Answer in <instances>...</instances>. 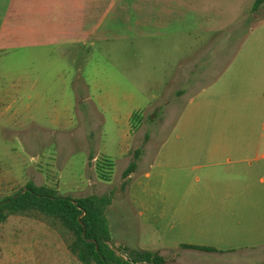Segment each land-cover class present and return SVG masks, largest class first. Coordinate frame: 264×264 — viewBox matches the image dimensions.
Wrapping results in <instances>:
<instances>
[{"label":"crops","instance_id":"1","mask_svg":"<svg viewBox=\"0 0 264 264\" xmlns=\"http://www.w3.org/2000/svg\"><path fill=\"white\" fill-rule=\"evenodd\" d=\"M119 1L0 0V57L102 42ZM253 2L149 0V66L160 60L162 85L174 96L165 103L181 107L106 212L128 202L133 231L157 242L116 246L173 264L264 262V8L250 14ZM181 87L196 88L183 103Z\"/></svg>","mask_w":264,"mask_h":264},{"label":"rangeland","instance_id":"2","mask_svg":"<svg viewBox=\"0 0 264 264\" xmlns=\"http://www.w3.org/2000/svg\"><path fill=\"white\" fill-rule=\"evenodd\" d=\"M105 26L107 38L84 48L0 57V198L32 182L62 197L115 200L136 150L141 161L151 159L171 133L181 104L165 103L174 96L162 85L160 60L149 66V0H120ZM181 89L183 103L196 88ZM106 160L113 164L109 182L97 172ZM124 204L114 202L106 214L115 249L114 242H157L149 231H133L134 213ZM0 264L79 263L45 225L11 217L0 226Z\"/></svg>","mask_w":264,"mask_h":264},{"label":"trees","instance_id":"3","mask_svg":"<svg viewBox=\"0 0 264 264\" xmlns=\"http://www.w3.org/2000/svg\"><path fill=\"white\" fill-rule=\"evenodd\" d=\"M262 8L264 0H254L249 13L254 14ZM133 118L136 119L135 116ZM141 154L140 149L136 150L133 161L123 172L121 190L126 187L127 177L136 171ZM102 166L109 168V172H104ZM112 167L113 164L108 160L99 164V178L109 182ZM112 202V194L72 199L60 196L50 186L28 182L16 193L0 198V226L11 217L40 222L57 235L79 264H170V259L157 252L130 251L124 247L115 249L106 219V212ZM182 249L216 252L206 247L182 246Z\"/></svg>","mask_w":264,"mask_h":264},{"label":"water","instance_id":"4","mask_svg":"<svg viewBox=\"0 0 264 264\" xmlns=\"http://www.w3.org/2000/svg\"><path fill=\"white\" fill-rule=\"evenodd\" d=\"M83 236H85V234H83ZM89 242H92V241H89Z\"/></svg>","mask_w":264,"mask_h":264}]
</instances>
